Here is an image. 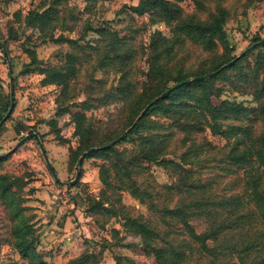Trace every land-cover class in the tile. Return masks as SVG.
<instances>
[{"label":"rangeland","instance_id":"rangeland-1","mask_svg":"<svg viewBox=\"0 0 264 264\" xmlns=\"http://www.w3.org/2000/svg\"><path fill=\"white\" fill-rule=\"evenodd\" d=\"M166 1L181 6L184 12H196L201 18L206 16L207 8L217 4L230 8L224 24L228 44L217 42L215 48L228 57L249 50L237 67L224 71L213 81L212 90L219 94L211 99L216 104L227 98L246 108L255 107L256 111L238 115L241 121L231 114L223 127L227 123H242L250 125L253 137L263 133L264 111L260 109V101L264 100V94L259 88L264 77L261 63L264 45L254 47L251 44L254 37L264 38V0L251 3L248 0ZM197 3L204 8L197 10ZM51 4L59 9L57 17L55 13L53 16V27L40 30L25 24L30 9H42ZM134 6H142L141 0H0V39L5 41L6 48L5 54L0 47V105L10 101L8 60L12 65L15 96L13 111L0 127V153L10 150L30 131L38 134V138H26L0 161V174L13 179L11 191L15 205L21 207L20 215L32 230L28 237H35V250L52 264H63L84 251L97 254V264H156L152 252L141 245L140 237L121 226L123 215L141 216L154 223L167 241L184 245L188 259L173 264H200L197 245L187 240L183 222L175 212L166 210L199 200L204 204L185 208L190 211L187 222L198 232L207 225L222 227L218 239L209 242L218 252L214 264H247L250 261L261 264L264 222L259 209L248 200L242 188L245 169L254 166L256 159H248L241 166L231 164L224 154L230 147L227 138L212 132L208 126L203 131H192L186 138L188 134L177 130L172 119L159 111L150 114L155 123L143 132L152 133L156 143L161 135L167 138L158 159L129 164L122 161L121 164L126 163L131 170L129 177L123 168L118 174L111 168L114 188L109 190V196L115 214L86 212V194L99 195L103 186L100 165L108 163V159L85 156L78 163L79 156L87 148H83L84 142L76 133V119L81 120L83 127L96 131L93 145L115 134L116 143L113 144L118 149L138 151L136 134L128 131L132 123L127 125L126 120L132 106H137L138 101L142 103L159 82L149 75L152 33L158 30L173 38L171 54L163 57L167 59L163 65L169 70L165 81L178 72L188 74L203 70L207 65L205 59L210 55L202 45L167 22L160 13L161 8L157 10L146 5L138 11ZM49 32L53 37L62 35L75 42L51 40ZM128 50L133 51V57L125 63L109 61L115 52L124 54ZM30 51L41 60L42 66L62 65L69 62V53L75 55L71 63L77 73L70 80L67 91L61 92V87L53 83L42 84L43 75L37 71L22 72L30 61ZM244 73L251 80L244 81L241 77ZM171 83L169 80L167 84ZM120 85L123 90L113 92ZM86 98L87 107H84L81 102ZM140 112L133 122L139 120ZM81 115L84 117L80 118ZM158 125L162 127L156 128ZM124 132L126 139H117ZM38 139L61 181L72 180L76 169L80 168L74 184L55 180ZM191 142L194 146L183 160L181 155ZM257 144L260 145V141ZM176 162L190 171H182ZM185 180L204 186L175 187V183ZM10 212L0 200V264H28L12 244L14 222ZM114 228L118 229L117 233Z\"/></svg>","mask_w":264,"mask_h":264},{"label":"trees","instance_id":"trees-1","mask_svg":"<svg viewBox=\"0 0 264 264\" xmlns=\"http://www.w3.org/2000/svg\"><path fill=\"white\" fill-rule=\"evenodd\" d=\"M260 1V0H248V3ZM142 6H134L133 8L142 11L143 7L149 5L150 8L159 9L162 13L163 18L172 23L174 28L187 34L188 38L194 40L196 43L202 45L206 50L209 51V56L206 57L205 65L203 70L191 71L188 74L176 73L175 75H169L167 81L164 80L166 74L169 72L163 63L166 58L165 55H170L172 51L173 40L171 36L161 33L160 31H154L151 36L149 46L152 50V59L150 63V78L152 80H159L153 90H150L145 96V99L141 103L138 101L137 106H132L131 114L127 117V125L132 123L129 127V133L136 134V139L138 141L137 149H118L114 144L107 145L114 139L116 140L115 134L108 135L104 137L101 142L97 145H93L94 137H96V131L90 127H83L80 123L81 120L76 119L78 123V128L76 133L81 136V140L84 142L83 148L89 149L90 147H96L95 149L87 152L85 156H103L108 159V163L100 165V180L103 184L99 191L98 196H92L86 194V199L88 206L86 212L96 213L102 212L109 215H114L116 210L113 207L112 201L110 200L109 190L114 188V183L110 178V171L113 168L116 174L119 170L123 168L124 174L127 177L131 175V170L126 166V163L132 161H155L160 156L163 145L167 141V138L156 139L152 138L151 134L143 133L145 129H149L148 126L155 123L149 116L154 111H159L164 114V116L172 119V125H174L177 130L183 131L186 136L189 137V133L192 131L199 132L203 131L207 126L212 132L227 138L229 150L224 152L226 159L229 163L241 166L248 159H256V164L254 166L245 169L243 180V192L248 196V200H252L256 207L259 209V215L264 222V132L260 133L257 137H253L250 125H244L242 123H227L225 128L223 127L228 117L231 114L234 118L240 120L238 115L246 113V111H256V108H246L240 102L236 103L230 99H223L220 103L216 104L212 101L213 95H218L219 92L214 94L212 90L213 81L218 78L224 71L237 67L241 60L245 57L246 52L242 55L236 57L223 54L216 50L215 47L218 43L227 46V33L224 27L225 21L229 16L230 8L225 4H217L213 7L207 8V14L205 17L201 18L196 12H184L182 7L174 3L168 2L166 0H141ZM197 10L204 8V5L197 3ZM59 9L49 5L48 7L42 9H30L24 19L26 25L39 27L43 30L48 27H53V16ZM165 14V15H164ZM89 28V27H88ZM91 28V27H90ZM89 28V29H90ZM96 30V29H95ZM175 36V35H174ZM49 38L54 41H64L68 40L70 42H75L74 39L69 37H64L59 35L58 37H53L52 32H49ZM261 39L260 37H254L253 43L256 45H264L263 43H258ZM0 47L6 54L5 41L0 39ZM252 43V44H253ZM4 46V47H3ZM254 46V47H255ZM5 48V49H4ZM214 48V49H213ZM133 51L128 50L124 54L115 52L109 57V61H125L133 57ZM30 61L24 65L23 73L30 71H37L43 75L41 79L42 84H56L61 87V92L67 91L70 86V80L77 73L76 67L71 63L76 59L75 55L69 53L67 56L69 62L62 65L53 66H42L41 60L37 59L35 53L30 51ZM239 55V54H238ZM234 59L233 62L227 64L229 61ZM125 63V62H124ZM262 65H264V54L262 56ZM227 64V65H225ZM225 65V66H223ZM210 72H215L212 75H207ZM203 75L204 77L198 80H190L182 82L185 79L192 78L194 76ZM244 81L251 80V77L244 73L241 75ZM257 78V75H256ZM171 80L172 83L168 85V81ZM262 83L259 88V92L264 94V77L261 79ZM182 82L178 85H175ZM174 86L169 93L160 99L155 100L146 111L140 116L139 120L133 125L134 116L137 115L141 109L145 107L149 101L154 99L163 91L167 90L169 87ZM123 90L122 85L118 86L113 92L120 93ZM111 94V92H109ZM87 99L81 102V105L87 107ZM10 101L2 102L0 105V121L4 114L7 112ZM260 109L264 111V100L260 101ZM134 112V115L132 113ZM10 116V115H9ZM8 116V117H9ZM7 117V118H8ZM84 117L81 115L80 118ZM241 121V120H240ZM3 123V122H2ZM2 123L0 127L2 126ZM155 127V126H154ZM162 127V125L156 126V128ZM34 132V131H30ZM29 132V133H30ZM98 134V133H97ZM122 134V133H121ZM120 134V135H121ZM117 139H126V137ZM83 138H86L85 141ZM232 139V140H231ZM118 141V140H117ZM247 141V142H246ZM260 141V145L257 144ZM116 143V141L114 142ZM156 143V144H155ZM194 143L188 146V148L181 155L182 159L185 160V154L193 148ZM86 149V150H87ZM80 150V149H79ZM85 151V150H83ZM82 151V152H83ZM5 156H0V161L5 158ZM84 156V157H85ZM129 156V159L127 158ZM122 161L126 163L121 164ZM178 168L184 172H189L190 170L181 164L175 163ZM187 180V178H186ZM183 181L182 183H175V187L180 185H188L190 187L200 188L203 183H189ZM13 179L7 174H0V200L5 203V208L10 209V219L12 222V244L17 249L18 253L22 258L27 260L28 264H52L43 259L42 255L35 250V237H28L29 233L32 232L31 228L25 223L23 215H20L21 207H16L15 198L13 196L14 192L12 190ZM135 191L140 193V190L135 187ZM204 203L199 200H194L192 202L182 203L180 205H175L172 209L166 208L170 213H176L175 216L179 217L184 224L183 233L188 236L187 240L189 243H195L197 245L198 255H200V264H214L215 259L218 257V252L216 247L210 245L209 242L216 241L218 235L222 230L220 225L211 227L207 225L203 231H196L194 227L187 222V217L189 216L188 207H193V205L201 206ZM15 220V221H13ZM121 226L124 230L137 234L140 237L141 245L145 250H150L155 258L156 264H173L174 262L186 261L188 255L184 250V245H175L176 243L167 241L165 237L160 233V231L155 227L154 223L142 218L141 216L134 215H123ZM114 232H118V229L114 228ZM166 240V241H165ZM162 242V243H161ZM194 254L193 252L191 253ZM260 262L264 264V257ZM98 258L97 254L93 251H84L79 255L70 258L67 262L63 264H97ZM6 264H18L15 262H8ZM247 264H253L252 261Z\"/></svg>","mask_w":264,"mask_h":264},{"label":"water","instance_id":"water-1","mask_svg":"<svg viewBox=\"0 0 264 264\" xmlns=\"http://www.w3.org/2000/svg\"><path fill=\"white\" fill-rule=\"evenodd\" d=\"M0 43H1V42H0ZM258 43H263V44H264V39H261ZM255 44H256V43H253V44H251V46H255ZM3 47H4V46H3ZM4 49H5V48H4ZM246 51H247V49H244V50L241 51V52L239 53V55H237L236 57L242 55V54H243L244 52H246ZM233 61H234V59H232L231 61H229L227 64H229V63H231V62H233ZM227 64H225V65H227ZM225 65H223V66H225ZM8 67H9V78H10V80H9V87H10V104H9V107H8L7 112L4 114L3 118H2L1 121H0V125H1V123H2L3 121H5V120L7 119V117L11 114L12 109H13V107H14V96H13L14 84H13V74H12V65H11V62H10L9 60H8ZM214 73H215V72H210V73H208L207 75H212V74H214ZM203 77H204L203 75H200V76H194V77H192V78L185 79V80L182 81V82H186V81H190V80H198V79H201V78H203ZM182 82H179V83H177V84H175V85H178V84H180V83H182ZM175 85L169 87L167 90L163 91V92L160 93L158 96H156L154 99H152L151 101H149V103H147V104L145 105V107L141 110V112H140V114H139V116H138L137 118H139V117H140V116L146 111V109H147V108H148V107H149V106H150L155 100L165 97V96L169 93V91H170L171 89L174 88ZM135 122H136V121H134V123H135ZM134 123H133V124H134ZM131 126H132V125H131ZM131 126H130V127H131ZM130 127H129V128H130ZM129 128H128V129H129ZM124 135H125V132L122 133V134L120 135V138H122ZM30 136H34V137H37V138H38V134H37L36 132H30V133H27V134H25L23 137H21V138L17 141V143H16V144H15L10 150H8V151H6V152H2V153H0V156H5V155H7L8 153L12 152V151H13L18 145H20V144H21L26 138H28V137H30ZM114 142H115V140L111 141V142L108 143L107 145L113 144ZM39 144H40V149H41V151H42V153H43V155H44L45 161H46V163H47V166H48V168L50 169V172L52 173V175H53V177L55 178V180H56L58 183H62V184H74V183L78 180V178H79V175H80V168H77V169H76L75 177H74L72 180H70V181H61V180L58 178L56 171L54 170L52 164L50 163V161H49V159H48V157H47V154H46V151H45V148H44L42 142L39 141ZM95 148H96V147H90V148L87 149L86 151H83V152L81 153V155L79 156V158H78V163L80 164V163L82 162V159H83V157L85 156V154H86L87 152H89V151H91V150H93V149H95Z\"/></svg>","mask_w":264,"mask_h":264},{"label":"crops","instance_id":"crops-1","mask_svg":"<svg viewBox=\"0 0 264 264\" xmlns=\"http://www.w3.org/2000/svg\"><path fill=\"white\" fill-rule=\"evenodd\" d=\"M13 96H14V92H13ZM14 105H15V96H14ZM13 108H14V107H13ZM12 111H13V109H12ZM23 136H24V135H23ZM23 136H22V137H23ZM31 137H34V136H31ZM38 141H40V140L38 139ZM1 153H2V152H1ZM8 154H9V153H8ZM8 154H7V155H8Z\"/></svg>","mask_w":264,"mask_h":264}]
</instances>
